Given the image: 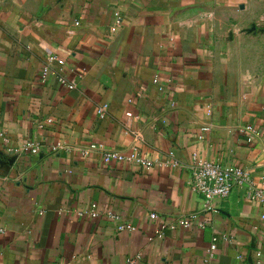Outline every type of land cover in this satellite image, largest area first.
<instances>
[{"label":"crops","instance_id":"1","mask_svg":"<svg viewBox=\"0 0 264 264\" xmlns=\"http://www.w3.org/2000/svg\"><path fill=\"white\" fill-rule=\"evenodd\" d=\"M51 55L65 66L42 81ZM90 144L178 166L105 165ZM194 153L264 189V0H0V264H264L245 187L156 236L152 214L205 219Z\"/></svg>","mask_w":264,"mask_h":264},{"label":"built area","instance_id":"2","mask_svg":"<svg viewBox=\"0 0 264 264\" xmlns=\"http://www.w3.org/2000/svg\"><path fill=\"white\" fill-rule=\"evenodd\" d=\"M56 64L63 67L65 66V61L58 55L48 56L44 60L41 69L42 81H46L50 77ZM58 81L62 86L68 88L69 90L77 89V84L70 81L62 74L58 75ZM109 108L110 106L108 103L98 105L96 111L98 118L105 119L109 113ZM206 130V128L202 129V136H200V139L203 138V134ZM247 131L250 133L248 136V142L251 143L253 141V134L256 130L253 127H248ZM41 149L42 146L35 142H30L23 148L24 151L32 154L39 153ZM94 152L101 154L102 162L105 165H109L111 163H125L143 167L145 169H151L157 164L162 166H178V162L175 159V153L173 151L165 154L163 162L145 158L136 149L127 153H120L107 150L103 146L97 144H90L86 149L82 150L81 153L82 156L86 158ZM189 170L191 174L190 188L192 192L203 198L206 203L205 211L207 214L205 215V219H200V216L195 213L188 214L178 220L161 219L157 214H152L151 219L159 222V227L155 233L157 237H162L166 230H175L177 228L189 229L196 224L203 228L208 226L211 223L210 213H213L216 210L215 202L229 198L231 194L240 187H245L247 192L246 197L249 201L256 202L264 208V189L257 185L250 171L238 167L222 166L219 163L205 160L196 153L193 154ZM262 218L264 219V216H262ZM5 232L6 229L0 226V234H4ZM216 250L217 239H214L209 250V256H212ZM139 259V256L133 257L128 259L124 264H137Z\"/></svg>","mask_w":264,"mask_h":264}]
</instances>
